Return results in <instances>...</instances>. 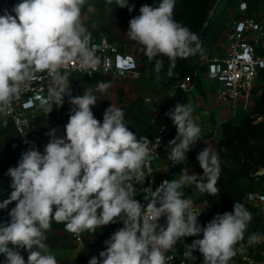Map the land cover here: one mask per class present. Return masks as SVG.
Here are the masks:
<instances>
[{"label":"clouds","instance_id":"obj_1","mask_svg":"<svg viewBox=\"0 0 264 264\" xmlns=\"http://www.w3.org/2000/svg\"><path fill=\"white\" fill-rule=\"evenodd\" d=\"M84 3L21 0L12 9L15 15H0V115H10L22 91L45 77L47 96L36 97L40 106L50 113L53 105H63L65 97L73 106L63 137L51 129L43 153L25 151L18 166L8 169L13 191L0 202V209L13 201L16 204L9 212L10 222L0 224V254L5 256V264H58L45 243L53 221L63 223L67 232L79 237L84 231L95 233L98 227L116 223L117 218L123 227L104 242L106 248L99 258L91 257L88 264H167L166 251L182 238L201 233L203 238L187 245L184 256L195 260L193 253L199 251L203 264H229L246 251L245 233L252 213L236 202L232 212L217 214L202 227L199 214L192 211V200L185 199L181 191L186 184H195L199 192L216 195L219 153L209 147L198 153L202 175L189 174L188 168H183L178 178L164 180L155 191L143 189L149 200L144 206L132 195V181L144 180L152 141L138 139L126 125L124 111L113 105L105 110L102 123L95 118L92 108L98 97L93 89L72 96L71 83L61 69L73 61L91 70L101 64L99 46L91 43L81 19ZM115 3L130 12L134 8L128 0ZM175 3L160 0L156 7L143 5L140 15L129 21L127 39L154 61L157 73L163 67L159 57H167L174 65L178 58L187 59L200 50L197 34L174 19ZM110 86L101 81L95 90L103 93ZM167 115L177 129L176 137L168 143V159L175 165L201 140V128L191 105L177 104ZM159 142L157 138V146ZM162 217H166V225L159 223ZM261 242L264 234L247 237L248 246ZM17 248L29 251L27 262Z\"/></svg>","mask_w":264,"mask_h":264},{"label":"crops","instance_id":"obj_2","mask_svg":"<svg viewBox=\"0 0 264 264\" xmlns=\"http://www.w3.org/2000/svg\"><path fill=\"white\" fill-rule=\"evenodd\" d=\"M5 1L15 5L21 2V0H0V4ZM178 1L180 0H176V3ZM159 2L160 0H128L129 7L134 5L131 12L128 7H117L115 0L111 4H104L99 0H85L82 5L81 19L91 34V43L97 45L102 38H107L116 43L123 54L133 56L138 63L136 75H99L94 79H90L84 73H73L68 76L71 83L70 88L78 95H82L87 89H93V94L98 97V100L92 111L95 118L101 123L105 110L113 105L124 111L126 125L136 134L146 129L155 120L161 106L177 95L176 87L167 88L164 86L162 77L155 71L143 50L135 42L127 39L129 21L140 15V7L143 5L156 7ZM226 50L227 38L224 35L213 48L208 49L205 56L199 61L200 87L195 86L186 92L187 100L184 104L191 105L193 109V118L201 128V140L197 141L186 153L187 158L183 162L173 166L171 173L179 174L183 168H188L189 174L202 175L203 169L197 159L198 153L205 147L218 152L223 138V124L227 121L239 124L241 115L250 111L254 106V99L242 101L234 110L230 104L221 101L219 91L223 88V84L208 76L207 57L217 55L223 58L226 55ZM101 81L111 85L103 93L95 90ZM70 114L66 113L64 116L65 124H67ZM50 130L51 117L40 114L35 121V133L39 136H46ZM176 135L177 129L172 123L167 128L164 139L163 156L165 161L171 162L168 159V143ZM23 152L22 136L16 129L13 120L8 115H0V162L9 168L16 167ZM192 185L194 184L189 186ZM201 195L202 193L199 191L191 192L190 200H192L193 206L206 208L205 204L200 201ZM208 222H210L208 213L198 219V223L202 227L206 226ZM122 227L121 222H116L108 228L98 230L93 235H86L82 243H77L65 229L47 231L45 243L50 254L56 257L58 264H88L91 257L99 258V253L106 248L104 242ZM200 237H202V233L194 238ZM187 239L192 242L190 238Z\"/></svg>","mask_w":264,"mask_h":264},{"label":"built area","instance_id":"obj_3","mask_svg":"<svg viewBox=\"0 0 264 264\" xmlns=\"http://www.w3.org/2000/svg\"><path fill=\"white\" fill-rule=\"evenodd\" d=\"M14 3L5 1L0 4L1 15L12 12ZM250 7L247 2L238 1L236 6L231 9V20L228 30L225 34L227 38V50L225 57L221 58L217 55L207 57L206 71L212 80L219 81L223 84V88L219 91L222 102L230 104L236 110L238 104L242 101L253 100L256 95L261 71L264 69V11L249 14ZM99 51L97 55L101 59V64L96 70L83 69L78 61H73L65 68L61 69L62 73L67 75L73 73H84L90 79H94L99 75H136L138 63L136 59L120 51L119 46L111 42L107 38H102L99 43ZM44 75V74H41ZM48 79L45 77L39 82H34L22 91L18 100L13 102V111L8 115L14 122L16 129L22 136V147L24 152L30 149H37L41 153L44 151L45 145L49 142L50 136H39L34 131L35 121L40 114L51 117V129H56V135L63 137L65 135L66 113H71L72 105L69 97H65L62 106L53 105L52 111L47 113L40 106V101L36 97L47 96ZM196 84L190 79H185L180 83V87L188 92ZM72 96L78 94L70 88ZM25 105H29L26 107ZM167 127L163 126L151 140V160L144 168V180L132 181V195L144 206L149 202L145 199L143 189L151 187L153 191L164 181L178 178L179 174L171 173L174 164L165 161L163 156L164 139ZM159 138V145L156 140ZM264 168L260 171H263ZM258 175V172L257 174ZM185 199H190V186L185 185L181 189ZM245 201L254 209L255 215L264 223V180L257 183L252 191L247 192ZM192 211L199 214L198 219L207 214L204 207L193 206ZM54 222V221H53ZM117 222H121L117 218ZM161 225H166V217H162L159 221ZM114 223L98 227V230L108 228ZM123 225V223L121 222ZM65 229V228H64ZM77 243H82L86 235L95 233L84 231L79 237L76 234L67 232ZM264 234V233H261ZM182 238L177 241L173 249L166 251L164 254L168 258L167 264H203L196 253H193L195 260L187 259L184 252L187 245L192 242ZM247 242V238L245 239ZM246 251L238 253L229 264H264V242L256 245L248 246L245 244ZM2 264H5L2 263Z\"/></svg>","mask_w":264,"mask_h":264},{"label":"trees","instance_id":"obj_4","mask_svg":"<svg viewBox=\"0 0 264 264\" xmlns=\"http://www.w3.org/2000/svg\"><path fill=\"white\" fill-rule=\"evenodd\" d=\"M104 4H109L107 0H99ZM134 1V0H130ZM241 0H180L175 4L174 19L182 25L187 26L199 37L200 50L187 59H177L175 64H171L167 57H159L163 60V67L158 74L163 79L165 87H176L177 95L173 99L166 101L158 111L155 120L150 125L136 133L137 138L147 137L150 141L158 131L166 126L172 125V120L167 113L174 110L177 104H183L187 100L186 92L180 87V83L185 79L194 81L200 87V67L199 61L213 48L219 40L226 34L231 20V9ZM250 7L249 14L264 11V0H243ZM155 69L154 61H151ZM171 73V74H169ZM264 80V69L261 71L259 80ZM253 108L241 115L240 123L227 121L223 124V138L219 146L221 172L217 182L219 192L216 195L202 193L200 201L205 204L210 213V221L217 214L232 212L236 202L242 203L251 213L252 220L245 235L252 233H264V223L255 215L254 209L245 201L247 192L252 191L257 183L264 180V175H256L260 168H264V123L254 121L264 116V94L255 96ZM241 157L254 160L258 165L255 172L251 173L250 166L241 169L237 173L232 171V162ZM9 167L0 162V202L10 197L13 191L11 187V177L7 175ZM191 192H197L195 184L190 187ZM13 201L6 209H0V224H7L11 217L9 212L15 207ZM63 223L52 222L48 231L64 229ZM189 237L192 242L195 239ZM188 238V237H184ZM247 242L244 241V244ZM192 244V243H191ZM190 244V245H191ZM20 255L27 262L29 251L26 248H17ZM203 262V256L199 251H194ZM5 262L4 254H0V264Z\"/></svg>","mask_w":264,"mask_h":264},{"label":"rangeland","instance_id":"obj_5","mask_svg":"<svg viewBox=\"0 0 264 264\" xmlns=\"http://www.w3.org/2000/svg\"><path fill=\"white\" fill-rule=\"evenodd\" d=\"M264 94V80H259L258 82V86L256 88V95L255 96H259V95H262ZM255 98V97H254ZM258 122H262L264 123V116H261L259 118H257L254 123H258ZM264 141V140H263ZM264 144V142H263ZM249 159H246L245 157H241L239 158L238 160H236L235 162H232V171L233 173H237L239 172L241 169L243 168H247V167H251L250 170H251V173L255 172V169L256 167L258 168V165L255 163L254 160H250L248 161ZM263 168H260V170H262ZM259 170V171H260ZM207 213L210 215V213L207 211ZM211 217V215H210ZM248 237V235H245V239ZM189 238V237H188ZM246 241V240H245Z\"/></svg>","mask_w":264,"mask_h":264},{"label":"water","instance_id":"obj_6","mask_svg":"<svg viewBox=\"0 0 264 264\" xmlns=\"http://www.w3.org/2000/svg\"><path fill=\"white\" fill-rule=\"evenodd\" d=\"M258 175H259V176H263V175H264V170H263V171H259V172H258Z\"/></svg>","mask_w":264,"mask_h":264}]
</instances>
